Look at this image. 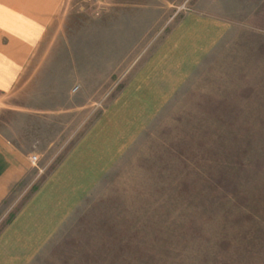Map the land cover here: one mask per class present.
Wrapping results in <instances>:
<instances>
[{
  "label": "rangeland",
  "instance_id": "obj_1",
  "mask_svg": "<svg viewBox=\"0 0 264 264\" xmlns=\"http://www.w3.org/2000/svg\"><path fill=\"white\" fill-rule=\"evenodd\" d=\"M65 9L35 87L19 85L0 110V132L36 155L0 206V230L64 161L96 164L109 128L115 155L76 179V196L62 195L68 215L29 264H264V0ZM188 13L228 31L198 67H175L179 83L151 103L165 90L146 85L172 83L175 71L139 66Z\"/></svg>",
  "mask_w": 264,
  "mask_h": 264
},
{
  "label": "crops",
  "instance_id": "obj_2",
  "mask_svg": "<svg viewBox=\"0 0 264 264\" xmlns=\"http://www.w3.org/2000/svg\"><path fill=\"white\" fill-rule=\"evenodd\" d=\"M64 9L65 0H0V110L19 85L27 83L28 87H35L32 78L37 67L47 65L45 60L49 61L52 56L53 41L58 36L60 40L62 38ZM227 31L228 24L220 18L186 14L163 38L151 58L139 66L173 67L175 71L171 76L174 81L172 83L170 80L165 85H146L153 91L156 88L165 90L156 95L159 97L151 99V103L161 101V97L179 83L183 70L175 67H198ZM66 46L64 44L67 52ZM46 69L51 70L48 67ZM73 88L71 91L76 90ZM33 111L46 116L49 110L34 106ZM111 124L113 129L117 127L115 120ZM114 135L115 131L109 128L101 132L102 137L98 138V142H107L108 146L103 149L96 146L97 153L101 154L96 164L85 163L84 166L89 169L83 171L81 163L75 160L76 156L70 157L60 165L63 170L60 169L45 181L36 194L18 208L9 223L0 230V264H29L34 259L68 215L71 205L66 200L69 195L67 198L62 195L69 190L72 197L76 196L79 188L76 179L85 174L91 175L96 171L94 167L104 166L115 155ZM31 152V147H21L0 132V206L32 168ZM85 158L79 156V161Z\"/></svg>",
  "mask_w": 264,
  "mask_h": 264
},
{
  "label": "built area",
  "instance_id": "obj_3",
  "mask_svg": "<svg viewBox=\"0 0 264 264\" xmlns=\"http://www.w3.org/2000/svg\"><path fill=\"white\" fill-rule=\"evenodd\" d=\"M77 87L75 86L74 88H73V90H75ZM30 160H31V162H33L34 163V161L36 160V155H31L30 156Z\"/></svg>",
  "mask_w": 264,
  "mask_h": 264
}]
</instances>
